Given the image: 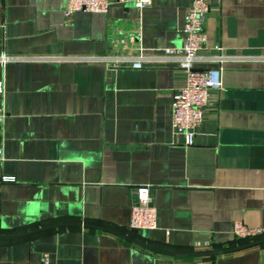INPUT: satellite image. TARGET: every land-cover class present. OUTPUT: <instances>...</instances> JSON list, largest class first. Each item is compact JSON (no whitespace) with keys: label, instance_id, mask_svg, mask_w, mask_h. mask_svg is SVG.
I'll list each match as a JSON object with an SVG mask.
<instances>
[{"label":"crops","instance_id":"crops-1","mask_svg":"<svg viewBox=\"0 0 264 264\" xmlns=\"http://www.w3.org/2000/svg\"><path fill=\"white\" fill-rule=\"evenodd\" d=\"M65 1L0 0V52L18 55L0 63V264L43 252L48 264H264V0H207L200 52L219 44L227 58L189 145L170 129L184 83L174 61L110 68L87 57L111 51V35L146 53L179 45L190 0H109L64 21ZM140 183L155 227L134 230ZM234 219L262 231L235 239ZM62 222L146 246L77 224L31 231Z\"/></svg>","mask_w":264,"mask_h":264},{"label":"built area","instance_id":"built-area-1","mask_svg":"<svg viewBox=\"0 0 264 264\" xmlns=\"http://www.w3.org/2000/svg\"><path fill=\"white\" fill-rule=\"evenodd\" d=\"M129 2L140 9L149 0H119ZM109 0H66L62 8L64 21H68L74 11H105ZM208 10L207 0H190L183 15L181 25L182 39L177 46H165L158 53H146L139 44H127L121 37L111 35L112 50L102 55L87 57L90 60L102 62L106 67L129 66L139 68L148 62L165 64L174 61L176 66L184 73V83L174 89L170 101V129L180 135L184 145L193 141L197 125L201 121L202 109L208 102V89L220 88V72L222 63L227 56L219 44L213 46L214 51L207 55L200 50L205 47L206 35L204 19ZM120 32V31H118ZM18 55L0 52V63L8 59L17 58ZM208 61L209 65L197 66L196 62ZM6 115L4 108V85L0 79V135L2 124ZM1 139V137H0ZM2 148L0 144V159ZM128 224L135 228L155 227V208L150 205L149 185L140 183L135 186L134 199L130 205ZM260 227L244 224L234 219L230 225V233L235 239H246L260 234ZM204 244L207 243L205 240ZM195 244H201L196 241ZM10 264H48L46 252L40 255L38 261L12 260Z\"/></svg>","mask_w":264,"mask_h":264},{"label":"water","instance_id":"water-1","mask_svg":"<svg viewBox=\"0 0 264 264\" xmlns=\"http://www.w3.org/2000/svg\"><path fill=\"white\" fill-rule=\"evenodd\" d=\"M70 224H77V225H84V226H90V227H95V228H99V229H105V230H108V231H112L114 233H117L123 237H126L130 240H133L134 242L138 243V244H141L143 246H146L144 245L143 243L135 240V239H132L128 236H126L125 234H122L120 233L119 231L111 228V227H107V226H103V225H99V224H94V223H83V222H77V223H74V222H62V223H55V224H50V225H45V226H41V227H38V228H35L31 231H35V230H39V229H44V228H50V227H54V226H59V225H70ZM134 230L136 229L135 227L133 228ZM257 240H253V241H250V242H246V243H241L239 245H235V246H231V247H226V248H220V249H211V250H203V251H196V252H172L174 254H193V255H202V254H212V253H218V252H222V251H225V250H229V249H235V248H239V247H243L245 245H249V244H252V243H255Z\"/></svg>","mask_w":264,"mask_h":264}]
</instances>
